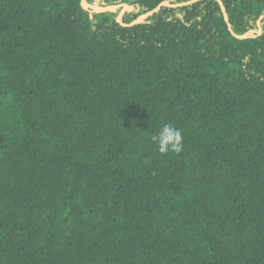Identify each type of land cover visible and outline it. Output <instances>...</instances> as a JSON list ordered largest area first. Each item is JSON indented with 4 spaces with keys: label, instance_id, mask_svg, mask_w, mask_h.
I'll use <instances>...</instances> for the list:
<instances>
[{
    "label": "trees",
    "instance_id": "1",
    "mask_svg": "<svg viewBox=\"0 0 264 264\" xmlns=\"http://www.w3.org/2000/svg\"><path fill=\"white\" fill-rule=\"evenodd\" d=\"M222 1L253 36L217 0H0V264H264V0Z\"/></svg>",
    "mask_w": 264,
    "mask_h": 264
},
{
    "label": "water",
    "instance_id": "2",
    "mask_svg": "<svg viewBox=\"0 0 264 264\" xmlns=\"http://www.w3.org/2000/svg\"><path fill=\"white\" fill-rule=\"evenodd\" d=\"M195 1H197V0H185V1H181V2H171L169 0H162L155 7L141 13L140 15H138L136 18H134L130 22H124L122 20V15L126 11L132 10L134 8V6L131 3L119 2V3H113V4L96 5L94 3L88 2V0H81V6L84 9L88 10L90 12V15H92L91 13H93V12H106V11L116 12L117 10H119L118 14L116 16V21L122 26H132V25H135L137 23L144 21L150 15H153L154 13H156L162 6L177 7V6L190 4V3L195 2ZM217 1L219 3L223 18L227 23L228 29L233 36L240 38V39L253 36L252 33L254 32V30H250V31L243 33V34H236L230 26L226 7H225L223 1L222 0H217ZM263 17H264V13L261 14L257 20V25H258V30L256 31L257 34L261 33V31H262L260 20Z\"/></svg>",
    "mask_w": 264,
    "mask_h": 264
},
{
    "label": "clouds",
    "instance_id": "3",
    "mask_svg": "<svg viewBox=\"0 0 264 264\" xmlns=\"http://www.w3.org/2000/svg\"><path fill=\"white\" fill-rule=\"evenodd\" d=\"M150 140L160 154H179L184 149L182 131L168 122L162 123L159 130L150 136Z\"/></svg>",
    "mask_w": 264,
    "mask_h": 264
},
{
    "label": "rangeland",
    "instance_id": "4",
    "mask_svg": "<svg viewBox=\"0 0 264 264\" xmlns=\"http://www.w3.org/2000/svg\"><path fill=\"white\" fill-rule=\"evenodd\" d=\"M134 1H135V0H125V2H127V3H131V2H134ZM93 3L96 4V5L101 4V3H100V0H93Z\"/></svg>",
    "mask_w": 264,
    "mask_h": 264
}]
</instances>
